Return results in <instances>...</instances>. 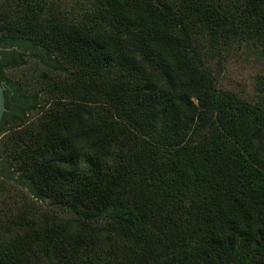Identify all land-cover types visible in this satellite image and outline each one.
Instances as JSON below:
<instances>
[{
  "label": "trees",
  "instance_id": "1",
  "mask_svg": "<svg viewBox=\"0 0 264 264\" xmlns=\"http://www.w3.org/2000/svg\"><path fill=\"white\" fill-rule=\"evenodd\" d=\"M96 1L98 10L85 13L82 21L74 12L60 11L56 0H13L10 15L0 11V80L14 92L6 97L16 116L0 133L26 124L41 104L42 92L31 93L10 74L28 61L58 76L57 83L50 84L56 87L49 90L50 98L60 94L72 102H58L39 127L32 125L6 140L14 146L9 157L21 164L20 173L11 159L0 156V177L27 188L37 201L50 200L77 217L71 228L77 233L66 248L59 247L63 240L52 246L54 238L60 239L61 224L39 233L44 253H57L59 247L58 264H161L165 250L176 264H264L255 244L256 232H264V220L250 223L252 207L264 210V78L258 83L257 100L220 91L193 44L194 34L205 31L218 45L228 47L238 40L239 46H258L263 55L264 0H220L219 10L213 0ZM11 12L18 18L10 17ZM109 70H129L132 79L115 82ZM134 73L140 76L133 78ZM84 103L102 106L111 128L84 118ZM177 104L189 108L192 122L180 146L153 148L151 156L127 152L123 170L104 178L112 185L109 189L94 183L104 163L91 159L93 175L83 178L88 187L70 199V172L89 151L81 139L96 141L99 152L110 151L111 138L120 131L117 126L129 134L137 132L143 129L141 115L154 111L165 118L174 110L180 115ZM68 126L76 134L67 144ZM133 184L138 186L136 197L130 193ZM105 219L111 227L101 231ZM174 234L182 242L170 246ZM4 247L0 264H15L18 256L5 255Z\"/></svg>",
  "mask_w": 264,
  "mask_h": 264
},
{
  "label": "rangeland",
  "instance_id": "2",
  "mask_svg": "<svg viewBox=\"0 0 264 264\" xmlns=\"http://www.w3.org/2000/svg\"><path fill=\"white\" fill-rule=\"evenodd\" d=\"M200 1L203 4L207 2V0ZM56 2L58 3L57 5L60 11L66 15L69 14V11L74 12L76 20L80 21H82V17L85 13H95L98 10L96 0H56ZM213 2L214 6L219 10L220 0H213ZM12 4L13 0H8L4 5L0 4V11H8L9 13H7V15H10L11 9L9 6ZM206 7L208 6H205V8ZM10 17L16 19L18 18L13 12H11ZM2 24L4 23H0V28L4 27L1 26ZM197 31L198 28L194 30V33ZM203 33H205V31L194 34L193 44L195 49L198 50L203 60L206 62L207 66L212 70L213 75H215L216 84L220 91H230L240 97L241 100H257L258 83L264 78V54L262 55L258 46L257 48L252 46H249L251 48L243 47V45L239 46L240 43L238 40L229 43L228 47L225 45H218L216 43V39H213L214 35L212 36L207 34V36H205ZM128 71L129 70H123L113 73L109 70L108 77L114 79L115 82H117V80L130 81L132 76L128 73ZM10 74L17 81H20L31 93H43L40 106L29 115L26 124H15L0 133V156L4 159L12 160V157L9 156L12 150H14V146L9 143L7 144L6 142L11 141L12 138L14 139V137H16L14 134L23 135L26 133L25 130H30L29 127L32 125H34V128L39 127L41 122L44 120L43 118H46L48 112L54 105L56 107L58 102H63L65 105L72 102L70 99H62L60 94H56V97L54 96L53 98L49 97V90L56 88L50 86V84L57 83L58 76L48 73L45 68L37 67L33 60L28 61V65L25 67L17 68L11 71ZM113 74L115 75L113 76ZM139 76V74L134 73L133 78H137ZM194 102L197 104L196 100H194ZM84 104L87 107V110L85 109L82 113L84 118L89 121H93V123L103 125V129L111 128V122L106 117V110H104L102 106H97L92 103ZM175 107L180 115H177L176 112H174L175 110L172 112L174 115L172 114L168 117L166 116L165 118L162 115L157 116L154 111L148 112L147 115H141L140 125L143 129L139 128L137 132L132 129L129 134V132H124L122 125L117 126L120 131H116L114 136L111 138L110 151L102 149L101 152H99L96 147V141H92L90 143L89 141L81 139L79 143L81 142L84 147L86 145L85 149L89 151H84L82 153L81 158L78 159V163L75 166L76 170L70 172L73 175V183H68L67 190L70 194L74 191V194L72 193L70 199L74 200L79 198L83 195V190H85L84 188L88 187L86 184L83 185V178L88 175H93V172H90L89 169L93 164L90 162L91 159H95L97 157L99 158L98 160H102L104 163V165H101V169L99 170L100 178H94V183L97 181V186L104 183L109 189L112 185H110V183L104 178L109 175L112 176L114 172H117V176V174L123 170L121 167L122 159L124 156L128 157L126 154L127 152H135L140 156H151V149L153 148L164 151L168 150L169 146L172 150L174 147L180 146L178 144L181 141H184L185 137L188 138V136H186V132H190L192 122L191 119H189L190 110L188 107L181 104H177ZM99 111L103 114H100ZM116 116L118 117V115ZM115 121V125L120 124L118 120ZM185 125L187 126L186 131L183 130ZM68 128L67 131L71 133L70 136L68 135L67 144L76 134L71 126H68ZM260 129L263 155L264 126H261ZM75 130L80 131V129ZM121 132L126 134L119 139L115 138ZM139 140L140 142H138ZM139 144L143 146L141 147ZM226 151L228 152V150ZM262 160V166L264 167V156L262 157ZM12 161L15 164L17 172L20 173V170L17 167L21 164L17 160L13 159ZM62 180L64 181V179ZM136 181L137 180L134 179V183H136ZM137 189V185H131L130 193L132 196H137ZM68 210L70 209L62 205H55V203H52L50 200L43 202L37 201L30 195L27 188L22 187L15 181H10L0 177V247L2 245L5 246L4 254L8 252L10 255L14 254V257L18 256L15 258V264L20 262L22 258L24 259L19 264H58L61 258L59 254V247L66 248V241L69 242L72 240L74 234L77 233V229L71 230V228L76 225L77 217L72 210ZM263 220L264 210L261 206L257 205L256 207L255 205L254 208L252 207L250 223L255 226L260 224ZM58 224H61L64 228L58 233L60 234V239L56 241L54 238L52 246H57V243L62 240L64 241V244L60 243L59 247H56L58 248L57 253L53 251L50 255H46L44 253L45 249L39 240V233L44 230H50L57 227ZM99 225L100 228H102L101 231L106 230L107 226L111 227L110 221L108 222L107 219L102 221ZM169 240L171 241L170 246L173 244L177 245L181 244L182 237L180 235L175 236L174 234L170 235ZM255 244L259 248L260 252L264 254V232H261L260 230L256 232ZM66 256L68 259L69 253H67ZM4 258L6 257L4 256ZM161 264L176 263L173 259L169 260L168 253L165 250L164 262Z\"/></svg>",
  "mask_w": 264,
  "mask_h": 264
},
{
  "label": "flooded vegetation",
  "instance_id": "3",
  "mask_svg": "<svg viewBox=\"0 0 264 264\" xmlns=\"http://www.w3.org/2000/svg\"><path fill=\"white\" fill-rule=\"evenodd\" d=\"M3 50H4V48H2L0 46V53ZM6 50L11 51V50H13V48H7ZM18 51L22 52V50H19V49H18ZM0 84L4 88V94H5V98H6V112H5L4 116H3L2 122L0 124V128H2V126H5L4 124H6L7 122H10L13 119L15 120L16 116H15V113L11 112L10 108L7 106L8 103H7V97H6L7 93H9V91H11V96H13L14 92L12 91V89L10 88V86L8 85V83L6 81L0 80ZM8 102H9V104H12V102L10 100Z\"/></svg>",
  "mask_w": 264,
  "mask_h": 264
},
{
  "label": "water",
  "instance_id": "4",
  "mask_svg": "<svg viewBox=\"0 0 264 264\" xmlns=\"http://www.w3.org/2000/svg\"><path fill=\"white\" fill-rule=\"evenodd\" d=\"M5 112H6V98L4 94V88L0 84V124L2 122Z\"/></svg>",
  "mask_w": 264,
  "mask_h": 264
}]
</instances>
